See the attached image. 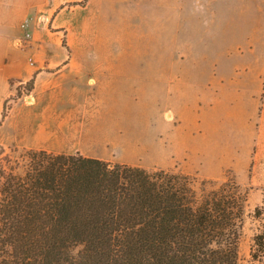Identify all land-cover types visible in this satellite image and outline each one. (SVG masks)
Here are the masks:
<instances>
[{
    "label": "rangeland",
    "instance_id": "374dc122",
    "mask_svg": "<svg viewBox=\"0 0 264 264\" xmlns=\"http://www.w3.org/2000/svg\"><path fill=\"white\" fill-rule=\"evenodd\" d=\"M81 3L84 7L88 0L62 8L70 14ZM117 10L124 35L102 32L100 38L106 49H125L131 42L144 46V111L129 93L121 102L103 101L108 113L102 120L117 131L102 135L95 147L105 150L108 160L149 170L218 184L235 179L249 193L238 264H264L251 255L264 222L256 217L257 208L264 209V0H144L137 9L144 14V37L130 36L123 2ZM35 25L38 38L60 31V45L80 41L74 27L55 30L46 19L32 18L22 33V47L35 34ZM64 53L56 41L47 43V58L57 61ZM74 82L66 78L64 85ZM31 94L22 97L31 102ZM58 107L65 108L66 101ZM16 149L11 155L23 164L29 149Z\"/></svg>",
    "mask_w": 264,
    "mask_h": 264
},
{
    "label": "trees",
    "instance_id": "16d2710c",
    "mask_svg": "<svg viewBox=\"0 0 264 264\" xmlns=\"http://www.w3.org/2000/svg\"><path fill=\"white\" fill-rule=\"evenodd\" d=\"M38 73L6 100L0 126ZM12 152L0 142V264L239 263L249 193L235 179L47 150H25L22 164ZM251 255L264 261V222Z\"/></svg>",
    "mask_w": 264,
    "mask_h": 264
},
{
    "label": "crops",
    "instance_id": "0c3cea01",
    "mask_svg": "<svg viewBox=\"0 0 264 264\" xmlns=\"http://www.w3.org/2000/svg\"><path fill=\"white\" fill-rule=\"evenodd\" d=\"M81 1L0 0V119L6 100L39 71L31 94L33 100L29 102L22 97L15 103L0 126V142L6 147L55 154L80 153L115 162L106 158L105 150L95 147L102 135L117 131L102 120L108 113L102 102H121L129 93L144 111V46L131 42L125 49L117 46L106 49L100 36L102 32L116 38L124 35L121 23L124 19L117 10L119 2H123L130 36L144 37V14L137 13L144 6V0H88V5L75 7L78 11L70 14L62 8L67 3ZM32 18L46 19L47 26L55 30L76 28L79 43L70 47L60 45V31L51 32L50 38H38L35 25V34L27 33L32 39L22 47V37ZM53 41L66 51L57 61L45 56L47 43ZM69 58V63L62 66ZM59 67L58 71L51 72ZM44 76L46 79L41 84ZM70 77L75 82L66 88V78ZM62 79H65L63 83ZM82 83H87L86 90ZM40 100L44 103L35 111ZM63 101L66 107L60 109L58 104Z\"/></svg>",
    "mask_w": 264,
    "mask_h": 264
}]
</instances>
